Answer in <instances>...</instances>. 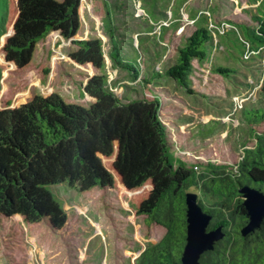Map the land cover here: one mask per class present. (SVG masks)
Returning <instances> with one entry per match:
<instances>
[{
    "label": "trees",
    "instance_id": "trees-1",
    "mask_svg": "<svg viewBox=\"0 0 264 264\" xmlns=\"http://www.w3.org/2000/svg\"><path fill=\"white\" fill-rule=\"evenodd\" d=\"M254 1V25H234L241 32L244 56L264 48V0ZM81 5L82 0H6L0 35V255L11 264H26L25 233L44 249L72 233L70 214L48 188L65 182L79 194L97 188L126 199L136 215L165 229L136 264H181L186 194L200 190L215 198L209 204L198 199L211 215L209 229L221 225L225 233L201 255V264H264V220L242 235L249 215L240 192L245 186L264 192V99L237 109L249 127L239 151L219 134L194 139L198 143L190 149L191 130L164 115V99L172 93L152 80L168 76L194 93V60L210 61L215 73L234 72L211 58L213 29L199 22L177 46L176 59L141 78L139 96L120 98L107 88L102 40L76 38ZM91 8L112 25L107 0H91ZM50 35L77 47L65 54L56 52L53 43L55 54L42 65L36 53ZM114 37L109 55L137 77V68L115 57ZM70 63L74 71L57 68Z\"/></svg>",
    "mask_w": 264,
    "mask_h": 264
},
{
    "label": "rangeland",
    "instance_id": "rangeland-1",
    "mask_svg": "<svg viewBox=\"0 0 264 264\" xmlns=\"http://www.w3.org/2000/svg\"><path fill=\"white\" fill-rule=\"evenodd\" d=\"M112 25L99 20L92 12L91 0H82L81 27L76 38H99L106 59L107 88L120 98L132 99L142 91V77L163 70L177 57V46L185 42L199 22L211 26L215 45L210 54L216 65L230 67L229 76L209 69V62L194 60L191 75L194 93H188L174 79L156 76L154 86L167 87L172 96L164 99L168 119L192 132L190 149L197 140L220 135L236 151L249 136V127L240 109L248 103H260L264 81V48L255 55L244 56L241 32L234 25H254L258 2L254 0H107ZM116 5V10L111 5ZM6 0H0V35L6 16ZM226 33V34H224ZM114 37L116 58H124L135 68L133 72L119 68L109 55ZM56 52L67 54L77 46L50 35L39 44L36 60L42 65ZM120 53V55H119ZM59 66V65H58ZM74 71L73 64L57 67ZM180 116L178 117V115ZM178 117V118H177ZM196 141H195V140ZM54 200L70 214V235L57 238L44 249L37 239L24 234L28 249L26 264H136L141 252L157 242L165 232L159 225H149L136 215L126 199L93 189L79 194L67 183L48 187ZM191 190L195 186L190 187ZM198 199L205 204L215 198L202 190ZM39 238L46 239L41 232ZM41 242V243H42ZM0 264H11L0 255Z\"/></svg>",
    "mask_w": 264,
    "mask_h": 264
},
{
    "label": "water",
    "instance_id": "water-1",
    "mask_svg": "<svg viewBox=\"0 0 264 264\" xmlns=\"http://www.w3.org/2000/svg\"><path fill=\"white\" fill-rule=\"evenodd\" d=\"M249 220L242 226L241 233L246 236L261 226L264 220V192L251 186L240 188ZM187 203V241L181 257V264H201V255L214 248L215 242L224 236L221 225L209 229L211 215L198 202L197 194L188 192Z\"/></svg>",
    "mask_w": 264,
    "mask_h": 264
},
{
    "label": "built area",
    "instance_id": "built-area-1",
    "mask_svg": "<svg viewBox=\"0 0 264 264\" xmlns=\"http://www.w3.org/2000/svg\"><path fill=\"white\" fill-rule=\"evenodd\" d=\"M211 27V26H210ZM212 28V27H211ZM213 29V28H212ZM213 31H214V29H213ZM247 55H249V54H246L245 56H247Z\"/></svg>",
    "mask_w": 264,
    "mask_h": 264
}]
</instances>
